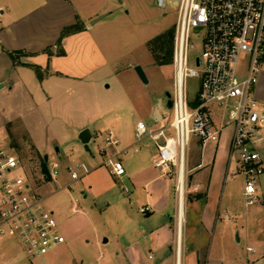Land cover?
<instances>
[{"label": "crops", "instance_id": "1", "mask_svg": "<svg viewBox=\"0 0 264 264\" xmlns=\"http://www.w3.org/2000/svg\"><path fill=\"white\" fill-rule=\"evenodd\" d=\"M112 8L103 0H0V62H3L7 73L0 75V82H3L2 87H8L10 93H25L32 100L40 119H44V122L40 121V123L48 125L46 131L44 130V135L51 131L54 136L60 135V132L54 128L50 117H47L50 105L56 102L57 105L59 104L56 105L58 107L57 117L69 118L68 125L76 134H80L85 128H89L92 132V126H95V130L103 134L105 141L108 130L112 129L121 141L120 148H129L127 153L119 156L122 160L123 156L140 154L143 149V140L139 143L135 140V128L139 121L145 122L149 130H158L168 126L171 122L166 125L146 123L143 117L130 122L136 110L145 112L146 100L143 97H137L134 104L130 103V116L128 114L120 116L113 111V109L118 111V108L123 106L117 101L103 105V103L97 104L95 101L88 100L86 94L94 93L98 82L106 81L110 76H114L116 80L119 76L118 66L113 67L117 58L113 53H118L117 47L112 43L113 39L108 37L111 35L108 33V28H119V24H121L120 28L132 30L135 28L131 22L116 24L115 20L98 26L102 19L116 9ZM117 9L120 7L117 6ZM101 15H104L102 19L94 21ZM78 21L84 25V29L63 37L61 47H58L57 43L63 29ZM141 42L146 44V38ZM61 50L62 53H60ZM16 51H25L27 55L15 62L10 53ZM143 64L138 60L134 66L140 65L146 73ZM34 65L41 68L43 72L41 79ZM135 75L143 83L137 73ZM107 87L110 88V85ZM256 95L258 100L264 103V63ZM10 108L14 110L13 107L10 106ZM107 111L111 112V115L106 114ZM13 119L9 118L4 122L10 132H14ZM23 124L26 125L24 134L36 147L37 152L42 155L34 143L37 129L34 130V127L29 129L25 121ZM36 124L39 123L36 122ZM61 125L64 127V123ZM98 126L102 129L98 130ZM261 134L263 138L259 149L264 155V129ZM93 138L92 133L91 140ZM230 139L231 130H228L223 133L220 141L202 143L198 139L200 149L197 148V152L190 150L188 161V167L191 170L190 179L193 183L199 182L201 188L193 192L194 197L189 200V206L186 207L184 214L182 254L186 264H226V261L229 262L226 238L232 226L238 227V241L244 240L246 250L248 247L253 249L252 251L247 250L249 253L247 264H264V175L259 178L257 184L259 201L252 205L246 204L250 207L244 213L237 215L239 221L236 219L232 226L229 224L234 217L228 213L227 207V211L221 217L220 209L225 193H220L219 190L223 179L233 171L231 167L233 158L230 157L229 148ZM57 151L60 152V149L57 148ZM88 152H91V149ZM156 153L157 149L154 151L146 149V158L143 154L133 157L136 169L135 185L136 187H149L150 198L144 205H150L152 208L146 214V223L142 228L144 234L141 237L146 239V248L149 250L164 252L169 248L172 252L174 251V260L171 264H176L178 235L175 213L177 205L176 209L170 210V220L161 222L159 217H164L169 208V195L160 184L162 175L154 164ZM102 163L103 159L95 162L91 165L90 172L83 176L85 179L84 198H87L90 192L97 196L115 187L113 178L117 176L111 175ZM105 176H108L107 181L103 180ZM68 183L61 187L67 188ZM44 185L45 183L42 186ZM198 195L201 197L198 198ZM52 211L55 214V210L52 209ZM155 211L157 214L153 213ZM220 217L221 222H219ZM134 247L142 250L139 244H135ZM66 249L67 238L63 245L38 259L54 262L66 253Z\"/></svg>", "mask_w": 264, "mask_h": 264}, {"label": "rangeland", "instance_id": "2", "mask_svg": "<svg viewBox=\"0 0 264 264\" xmlns=\"http://www.w3.org/2000/svg\"><path fill=\"white\" fill-rule=\"evenodd\" d=\"M103 1L112 6V9H116L102 19L98 26L115 20L116 24L131 22L135 28L133 30L120 28L121 24L116 29L108 28V33H111L108 37L113 39L112 43L117 47L118 53H113L117 57L113 67L118 66L119 76L116 80L114 76H110L108 80L98 82L95 92L86 94L88 100L95 101L97 104L103 103V105L117 101L123 106H120L118 111L114 109L113 111L120 116L126 114L130 116V103L134 104L137 97H143L146 100L145 112L136 110L130 118V122L136 121L138 117H143L146 123L168 124L173 120V111L168 107L167 92L171 94L174 92L175 71L173 63L161 65L155 61L149 42L160 34L170 30L176 31L177 8L175 0H168L165 7L159 6L157 0ZM117 6L120 9H117ZM145 38L146 44L141 42ZM204 41L203 32L193 31L191 34V57L201 56L204 50ZM138 60L144 63L146 68L149 80L146 84L141 83L135 75L134 64ZM4 73L7 74L3 62H0V75H4ZM201 83L202 80L197 77L186 79V88L190 98L198 97ZM2 84L3 82H0V85ZM107 85H110V88ZM31 101L25 93H10L7 86L0 87V142L7 146L10 144L14 146L28 163H31L32 159L40 160L45 154H48L50 160L57 159L60 162V176L57 179L48 180L39 191L45 198V207L55 210L59 229L67 238V249L66 253L54 262L40 261L38 258L30 257L27 249L17 237L4 235L0 237V264H171L174 260V251L172 252L169 248L164 252L149 250L146 248V239L141 237L144 234L142 228L145 226L147 213L140 212L139 208L148 202L150 189L146 186L136 187L134 177L136 169L133 157L143 154L146 158V149L153 151L157 149L156 142L145 137L140 154L122 157L127 173L122 177H112L115 182V187L112 190L97 196L90 192L87 198H84V175L83 178L73 181L71 187L62 188L61 186L71 182L67 169L69 165L85 163L91 169V165L103 159L100 153V148L104 146L103 134H100L95 130V126H92L94 138L90 142L91 152H88L79 140V134H76L73 128L68 125L69 118L57 117L56 109L59 104L53 102L48 109L47 117H50L54 128L60 132V135L54 136L52 131H48L49 133L44 135V130L46 131L48 125L40 123V121L44 122V119H40L41 117ZM108 111L106 114L111 115V112ZM213 117L216 118L215 115ZM9 118L11 120L15 118L13 119L14 132H10L5 126L4 122ZM23 120L29 129L31 127L32 129L34 127V130L37 129L34 143L42 155L37 152L36 147L24 134L26 125H22ZM62 123H64V127L61 125ZM97 129L101 130L102 127L98 126ZM169 132L173 134L172 130ZM135 140L137 141V139ZM197 141L196 137L192 138L190 147L194 152L200 149ZM57 148L60 149V152L57 151ZM45 165L51 169L49 164ZM236 166L237 156L234 155L231 167L234 169ZM157 170L162 175L160 184L168 191L169 195V208H167L164 217H159L163 222L170 220V210L176 209V177L174 174L170 178L162 174L158 168ZM17 173L23 175L21 170ZM103 180L107 181L108 176H105ZM243 187L244 176L231 171L223 179L222 187L219 190L220 193H225L221 203V217L224 216L227 207L228 213L234 217L229 222L231 226L236 219L239 221L237 215L244 213L250 207L246 206L245 197L242 194ZM193 197L194 193L190 191L187 208L189 200ZM76 200H78L77 211L74 209ZM153 213L157 214L156 211ZM221 217L219 222H221ZM238 230V227L232 226L227 235L229 262L226 261V264H247L249 253H247L244 240L238 241ZM213 243L215 246L216 240ZM135 244H139L142 250L134 247Z\"/></svg>", "mask_w": 264, "mask_h": 264}, {"label": "built area", "instance_id": "3", "mask_svg": "<svg viewBox=\"0 0 264 264\" xmlns=\"http://www.w3.org/2000/svg\"><path fill=\"white\" fill-rule=\"evenodd\" d=\"M167 2L157 0L161 7ZM175 3L173 120L158 130H149L145 122L139 121L135 138L137 143L145 137L154 140L155 166L170 178L175 174L178 234V205L184 202L186 213L188 193L201 188L199 182L191 181L188 167L193 137L202 143L218 142L224 132L231 130L230 157L237 156L233 173L244 176L246 204H255L260 199L257 184L264 175V155L259 149L264 103L258 100L256 91L264 63V0H175ZM193 31L203 32L205 40L204 50L197 57H191L190 53ZM189 77L202 80L196 98L188 94ZM120 145V139L109 129L100 148L102 165L117 177L126 174L119 156L129 149ZM42 158L28 163L14 146L0 142V237H17L32 258H41L66 242L54 212L45 207V198L39 191L48 180L60 176L61 164L48 157L45 164L51 169L46 172ZM67 169L71 178L67 187L90 172L85 163L72 164ZM19 170L23 175L17 173ZM139 210L147 213L152 208L144 205ZM176 264H186L183 254H177Z\"/></svg>", "mask_w": 264, "mask_h": 264}, {"label": "trees", "instance_id": "4", "mask_svg": "<svg viewBox=\"0 0 264 264\" xmlns=\"http://www.w3.org/2000/svg\"><path fill=\"white\" fill-rule=\"evenodd\" d=\"M82 29H84V25L80 21H78V23L76 24L65 27L61 33V37L57 43V46L61 47V41L63 37L81 31ZM174 32H175L174 30H170L166 33L156 36L149 42V46L154 55L155 61L161 65L170 64L173 62ZM48 52L51 53V50L48 49ZM62 52L63 51L61 50L60 53ZM10 55L12 56L15 62H18L19 59L22 56L27 55V53L25 51H16V52H11ZM33 67L35 68L38 77L41 79L43 77V72L41 68L35 65ZM42 162H43V168L47 172V167L45 165V161L43 158H42ZM200 197L201 195H198V198Z\"/></svg>", "mask_w": 264, "mask_h": 264}, {"label": "water", "instance_id": "5", "mask_svg": "<svg viewBox=\"0 0 264 264\" xmlns=\"http://www.w3.org/2000/svg\"><path fill=\"white\" fill-rule=\"evenodd\" d=\"M103 17H104V15H101L94 21H98V20L102 19ZM135 71L143 83H145V84L148 83L149 80H148L147 74L145 73V71L143 70V68L140 65L135 66ZM0 87H2V85H0ZM167 98H168V107L172 108V99H171V93L170 92H167ZM91 138H92V132L89 128H85L79 134V140L84 144L86 150H88V151H90L89 143L91 141ZM48 157H49L48 154L44 155L45 162L48 161ZM105 241H107V240H105Z\"/></svg>", "mask_w": 264, "mask_h": 264}, {"label": "bare ground", "instance_id": "6", "mask_svg": "<svg viewBox=\"0 0 264 264\" xmlns=\"http://www.w3.org/2000/svg\"><path fill=\"white\" fill-rule=\"evenodd\" d=\"M184 214H185V204L184 202L180 203L178 205V243H177V254L182 255V230H183V225L185 222L184 219ZM181 225V228H180Z\"/></svg>", "mask_w": 264, "mask_h": 264}]
</instances>
